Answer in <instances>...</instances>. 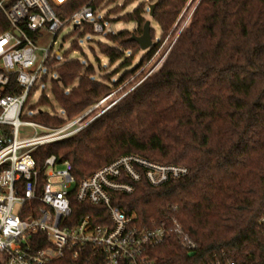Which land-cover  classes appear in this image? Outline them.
Returning a JSON list of instances; mask_svg holds the SVG:
<instances>
[{
  "label": "trees",
  "instance_id": "obj_1",
  "mask_svg": "<svg viewBox=\"0 0 264 264\" xmlns=\"http://www.w3.org/2000/svg\"><path fill=\"white\" fill-rule=\"evenodd\" d=\"M89 1L73 0L69 12ZM153 1L152 21L161 28L162 41L190 0ZM104 2L93 4L97 9ZM195 9L157 73L86 128L42 146L34 157L39 167L50 155L68 161L76 182L130 154L186 166L188 175L160 187L143 172L139 182L120 179L135 190L116 194L114 204L136 216L137 226L154 228L177 221L197 247L190 252L172 236L163 245L148 247L146 256L156 264H264V0H200ZM145 12L139 5L124 16L137 23L138 35L149 21ZM9 30L0 10V36ZM151 32L154 38L153 27ZM106 37V43L98 44L101 54L111 64L124 60L122 67L131 66L126 51L141 48L131 41L132 34ZM159 43L147 51L142 64ZM71 47L64 61L53 58L46 64L55 76L46 74L39 81L51 84L62 114L40 110L34 117L37 124L58 129L114 88L110 76L98 74L77 40ZM73 52L82 58L71 59ZM124 81L125 77L115 87ZM42 106L52 107L45 91L32 109ZM72 207L73 223L86 217L94 225L109 223L103 206L74 200ZM51 264H105V255L87 247L78 260L68 255Z\"/></svg>",
  "mask_w": 264,
  "mask_h": 264
},
{
  "label": "built area",
  "instance_id": "obj_2",
  "mask_svg": "<svg viewBox=\"0 0 264 264\" xmlns=\"http://www.w3.org/2000/svg\"><path fill=\"white\" fill-rule=\"evenodd\" d=\"M72 1L0 0V10L10 25L0 36V264H51L68 255L78 260L87 247L104 252L105 264H156L146 256L147 248L163 245L172 236L192 252L196 244L177 221L140 228L136 216L126 215L114 204L116 194L135 190L120 180L123 176L139 182L143 172L153 186L160 187L188 175L186 166L159 164L130 154L76 182L73 166L55 155L47 157L41 167L37 165V149L79 130L64 135L77 120L58 129L23 121L30 93L40 83L60 32L75 23L77 27L91 24L100 34H115L106 19L98 16L94 0L70 13ZM44 30L54 38L38 64L36 40ZM24 125L48 134L22 138ZM74 200L105 207L109 223L94 225L90 217L73 223Z\"/></svg>",
  "mask_w": 264,
  "mask_h": 264
},
{
  "label": "rangeland",
  "instance_id": "obj_3",
  "mask_svg": "<svg viewBox=\"0 0 264 264\" xmlns=\"http://www.w3.org/2000/svg\"><path fill=\"white\" fill-rule=\"evenodd\" d=\"M199 1L200 0H190V2L184 8V11L178 18L177 22L173 25V29L171 30V32L162 41L161 28L152 21L150 8L154 6V14L156 12V2L153 0H137L136 2L128 5H125L127 0H105V2L97 8L98 16L100 18L106 19V22L108 23L109 27L113 29L115 34L97 33L95 29H93V26L91 24L79 26L76 29H74L75 23L64 27L58 36L56 44L52 47L53 49L51 51L49 60L57 58L61 62L64 61V55L71 50L72 43L77 40L83 47L84 52L85 54H87L89 60H91L92 63H94L98 68V74L100 76L109 75L111 86L114 87L111 93L108 94L106 98L91 106V108L86 110L85 112L79 114L77 117H75V119L63 125L66 126L70 123L75 122L76 120L78 121L75 127L66 131L64 135H68L79 129L75 133L77 134L78 132H80V130L90 125L92 121L103 115V113H105L110 107L125 98V95L141 85V83L145 81L149 76L157 73L166 62L165 60L174 47V43L179 37L180 33L185 28L189 27L192 15L196 10L195 8L198 5ZM139 5H141L146 11L145 18L151 22V27H153L154 29V46L161 41L159 43L160 46L157 48V51L143 64L142 58L146 55V53H148V50L144 51L141 48L135 53L126 51V56H131V62H133L131 66L122 67V65L124 64V60L118 61L115 64H111L109 62V59L105 58L101 54L98 44L106 43L108 41L106 37L107 35H116L123 31H129L132 36L138 35L139 28L137 23L134 21H126L124 16L126 14L135 12ZM144 25L145 24L141 26L143 31ZM81 34L83 36H80ZM141 34H143V32ZM53 38V34H51L49 31L44 30L36 40V45L38 48H40L38 51V64L44 56L45 50L48 49V47L52 44ZM70 58L81 59L82 56L79 52H73ZM97 60H99V62ZM46 74H49L50 78L55 76L54 73L49 72L47 66H45L42 70L41 77ZM124 77L125 81L121 85L115 87L114 83H120L122 79H124ZM44 91L47 97L51 99L52 107L42 106L40 109H32L33 106H36L39 103L40 96ZM40 110L51 115L62 114L58 103H56L55 98H53L50 83L48 85L39 83L34 95L31 97L30 103L27 105L23 113V121L36 123L34 121V117ZM20 133L22 138H31L41 137V135L48 134V131L42 128L37 129L32 126L24 125V127L20 129ZM75 134L66 138L72 137Z\"/></svg>",
  "mask_w": 264,
  "mask_h": 264
},
{
  "label": "water",
  "instance_id": "obj_4",
  "mask_svg": "<svg viewBox=\"0 0 264 264\" xmlns=\"http://www.w3.org/2000/svg\"><path fill=\"white\" fill-rule=\"evenodd\" d=\"M151 10V16H154V6L150 8ZM77 28V25L74 26V29ZM144 31L143 34L140 36L133 35L131 38V41L136 42L139 46H141V49L144 51L150 50L154 47L153 44V37L151 33V22L147 21L144 25Z\"/></svg>",
  "mask_w": 264,
  "mask_h": 264
}]
</instances>
